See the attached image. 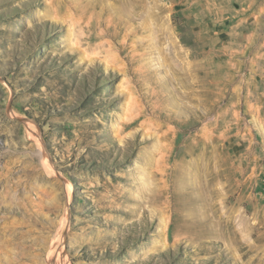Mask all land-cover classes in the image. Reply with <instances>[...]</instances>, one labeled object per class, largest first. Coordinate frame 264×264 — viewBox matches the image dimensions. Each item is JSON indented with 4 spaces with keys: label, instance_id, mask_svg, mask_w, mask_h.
Returning <instances> with one entry per match:
<instances>
[{
    "label": "rangeland",
    "instance_id": "374dc122",
    "mask_svg": "<svg viewBox=\"0 0 264 264\" xmlns=\"http://www.w3.org/2000/svg\"><path fill=\"white\" fill-rule=\"evenodd\" d=\"M98 1L0 0V264H264V0Z\"/></svg>",
    "mask_w": 264,
    "mask_h": 264
},
{
    "label": "bare ground",
    "instance_id": "6f19581e",
    "mask_svg": "<svg viewBox=\"0 0 264 264\" xmlns=\"http://www.w3.org/2000/svg\"><path fill=\"white\" fill-rule=\"evenodd\" d=\"M68 5L74 8L76 15H78L79 17L92 15V16H95L99 20L102 18L103 13H105L108 10V9H106V7H103V6H102V8H100V2L98 0H68ZM67 12H68V10H67ZM70 15H69V17H70ZM81 19H83V18H81ZM70 20H72V18ZM73 20H74V17H73ZM75 23H76V21H75ZM98 23H99V25H102V21H98ZM161 158L163 159L164 155L161 156L159 159H161ZM43 160L46 162V158H44V156H43ZM44 164H46V163H44ZM189 165H190V163H189ZM193 173L194 172H189L183 176V180H182L181 188H180V189H182V192L178 196L181 199H182V196L185 198V206L188 205L190 207V213L191 214L190 213H188V214H190V216L196 215L195 216L196 218L194 220H193V218H192V220H184L188 226L185 229V232H187L188 234L194 233L195 235L198 234L199 236H202V235L208 234V226L207 225H208L209 219H210V218H208L209 216H207L208 211H206V206H207V201H208L207 197H209L207 195L206 190H207V185L209 184V181H207V178L205 179L206 175L204 176V175L200 174L198 176V175H195L196 172H195V174H193ZM163 175L166 176V174H163ZM192 178H194V179H192ZM195 181L199 182V185ZM69 190H71V189L69 188ZM208 202L210 203V200ZM196 205H198V208H196L197 207ZM194 210H196V211H194ZM193 211L196 213L194 214ZM186 217H188V216H185V218ZM210 225H212V224H209V226ZM58 264H62V263L59 261Z\"/></svg>",
    "mask_w": 264,
    "mask_h": 264
}]
</instances>
